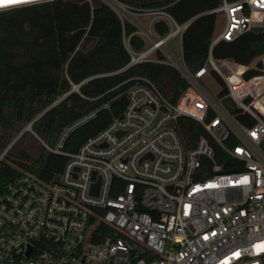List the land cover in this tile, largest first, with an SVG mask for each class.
Here are the masks:
<instances>
[{"label":"built area","instance_id":"1","mask_svg":"<svg viewBox=\"0 0 264 264\" xmlns=\"http://www.w3.org/2000/svg\"><path fill=\"white\" fill-rule=\"evenodd\" d=\"M58 1L28 0L0 13ZM98 1L148 43L140 51L125 44V68L163 63L186 86L169 104L152 82L135 78L121 114L76 152H62V144L93 115L64 130L53 148L44 145L65 163L48 182L22 174L0 193V264H264V53L252 70V61L208 53L192 71L165 47L175 37L180 43L191 20ZM206 13L221 20L209 49L264 27V0H220ZM137 15L150 17L147 26ZM157 21L167 27L161 37ZM186 119L204 135L184 136Z\"/></svg>","mask_w":264,"mask_h":264},{"label":"trees","instance_id":"2","mask_svg":"<svg viewBox=\"0 0 264 264\" xmlns=\"http://www.w3.org/2000/svg\"><path fill=\"white\" fill-rule=\"evenodd\" d=\"M117 1L137 13L164 12L177 24L191 20L180 38L181 59L189 70L201 67L208 53L243 66L264 53V33L246 32L209 49L216 17L206 12L220 0ZM135 31L98 0L91 5L64 0L0 13V154L9 147L0 160V193L22 174L50 181L66 158L44 145L53 148L64 130L93 115L71 130L62 144V152H76L121 114L125 99L110 102L135 78L152 82L169 104L177 101L186 84L172 67L143 62L125 68L129 56L124 40L134 51L144 46ZM153 31L161 37L167 27L157 21ZM155 56L162 60L158 52ZM179 124L190 140L204 135L191 120Z\"/></svg>","mask_w":264,"mask_h":264},{"label":"rangeland","instance_id":"3","mask_svg":"<svg viewBox=\"0 0 264 264\" xmlns=\"http://www.w3.org/2000/svg\"><path fill=\"white\" fill-rule=\"evenodd\" d=\"M150 17L146 16V15H137V16H134V20L136 22H138L140 25L142 26H147V23L149 21ZM220 22L221 20L218 18L216 19V22H215V27H214V31H213V36H216L219 31H220V28H221V25H220ZM126 40H124V45L126 44ZM144 45L145 46H148V43L147 42H144ZM88 46V43L84 44L83 45V48H86ZM165 47L171 51L173 53V55L180 59L181 58V53H180V43H179V38L178 37H175L174 39L168 41L166 44H165ZM204 87L205 89L207 90H212L214 88V85L212 82H206L204 84ZM125 94V93H124Z\"/></svg>","mask_w":264,"mask_h":264},{"label":"water","instance_id":"4","mask_svg":"<svg viewBox=\"0 0 264 264\" xmlns=\"http://www.w3.org/2000/svg\"><path fill=\"white\" fill-rule=\"evenodd\" d=\"M249 32L252 33V34H254V35L262 34V33H264V27L251 28V29L249 30ZM222 43H223V42H219V44H222ZM256 62H257V59L253 60V61L249 64L248 69H249V70H252V69L254 68ZM75 89H76V87L73 88V90H75ZM124 98H125V94H122L121 96L117 97V98L114 99L112 102H110V104H113V103H115V102H117V101H119V100H122V99H124ZM224 103H225V100H222V104H224ZM25 130H27V128H26ZM57 180H58V178H57V176H56V177L54 178L53 181H54V182H57Z\"/></svg>","mask_w":264,"mask_h":264},{"label":"snow or ice","instance_id":"5","mask_svg":"<svg viewBox=\"0 0 264 264\" xmlns=\"http://www.w3.org/2000/svg\"><path fill=\"white\" fill-rule=\"evenodd\" d=\"M26 2H28V0H0V7H4L8 5H17V4L26 3Z\"/></svg>","mask_w":264,"mask_h":264}]
</instances>
